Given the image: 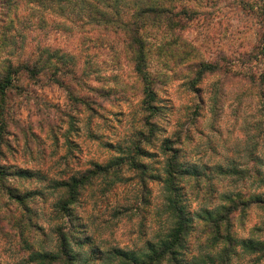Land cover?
<instances>
[{
	"label": "clouds",
	"instance_id": "1",
	"mask_svg": "<svg viewBox=\"0 0 264 264\" xmlns=\"http://www.w3.org/2000/svg\"><path fill=\"white\" fill-rule=\"evenodd\" d=\"M0 264H264V0H0Z\"/></svg>",
	"mask_w": 264,
	"mask_h": 264
}]
</instances>
